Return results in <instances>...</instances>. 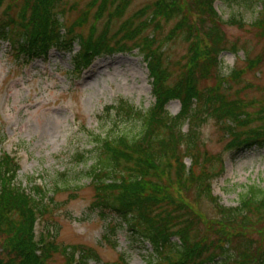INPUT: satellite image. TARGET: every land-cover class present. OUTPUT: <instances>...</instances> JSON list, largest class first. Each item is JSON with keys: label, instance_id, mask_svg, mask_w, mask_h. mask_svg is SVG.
Returning a JSON list of instances; mask_svg holds the SVG:
<instances>
[{"label": "trees", "instance_id": "trees-1", "mask_svg": "<svg viewBox=\"0 0 264 264\" xmlns=\"http://www.w3.org/2000/svg\"><path fill=\"white\" fill-rule=\"evenodd\" d=\"M4 1L0 0V9ZM13 1H25V8L16 17L0 15V43H8L24 59L28 56L42 59V55L54 48L71 54L78 71L83 63L99 57L138 51L147 64L153 81V107L142 113L121 102L108 109L112 121L125 117L131 126L140 127L139 133L128 131L104 139L97 136L98 151L95 156H89L90 159L86 154L77 156L78 163H93L84 173L95 188L91 209L103 219L111 216L133 237L142 243H149L153 254L148 264H264V245L260 243L257 247V243L248 236L252 232L247 234L248 230L258 226H255L258 221L264 222V188L257 185L246 187L238 207L223 206L220 199L214 196L212 188L213 181L223 172V161L220 156L201 151L193 131L196 123L202 122L204 117H214L216 124L224 130L225 137L232 138L229 143L232 150L241 153L254 148L263 149L264 105L253 118L246 108L254 102L247 104L242 100L229 99L227 94L221 93L225 84L221 82L226 80L219 78L217 98L211 106L212 98L207 99L192 83L200 59L197 53L191 58L193 67L183 74L182 81L174 86L168 84L170 73L164 64L163 47L156 46L155 34L160 28L155 23L160 16L178 19L179 23L171 35L187 30L186 42L189 43L195 36L189 16L175 0L157 1L153 7L155 13L138 24L135 23L136 18L124 25L109 23L100 29L93 27L89 36L77 30L83 29L81 25L87 23V14L79 20L78 26H68L64 13L58 11L57 0ZM195 1L197 12L212 24L210 36L213 47L208 52V62L215 65L217 54L226 51L222 28L230 24L242 25L241 21L233 18L224 22L214 9L218 1L257 13L252 27L258 31V36L264 38V0ZM127 2L113 4V7L116 5L113 11L119 12L116 16H122L129 5ZM107 3H103L97 22L110 14L108 9L105 11ZM259 6L261 10L256 12ZM151 23L156 31L145 36L144 32L153 28L148 26ZM75 45H79V52L74 54ZM251 62L254 64V61ZM252 63L250 67H255ZM207 65H199L202 75L209 72ZM174 100L181 103V112L175 117L167 110ZM185 125L190 130L186 134L182 132ZM186 160L190 161V167L185 164ZM20 170L17 159L5 154L0 158V236H7L4 250L16 254V257L13 255L8 259L0 257V264H44L54 246L50 248L41 243L40 247L35 243L34 224L38 218L45 216L50 192L36 185L33 188L23 187L18 182ZM84 176L76 174L73 178L65 175L56 178L53 195L70 189L74 183L79 184ZM164 177L169 184L164 182ZM201 202L210 204L217 216V220L210 223V231L217 240L210 244L211 237H203L201 218L193 206ZM260 233H264V224ZM93 254L83 257L81 264L95 258L96 255L91 257Z\"/></svg>", "mask_w": 264, "mask_h": 264}, {"label": "rangeland", "instance_id": "rangeland-1", "mask_svg": "<svg viewBox=\"0 0 264 264\" xmlns=\"http://www.w3.org/2000/svg\"><path fill=\"white\" fill-rule=\"evenodd\" d=\"M105 1L108 2L105 11L108 9L110 14L97 22ZM119 1L124 0H57V4L68 26H78L79 20L87 14V23L77 30L89 36L93 27L100 29L109 23L124 25L136 18L138 24L155 13L153 7L161 0H128L129 5L121 17L116 16L119 12L113 11L116 9L113 4ZM175 2L189 16L195 36L191 43L186 42L187 30L172 36L178 19L160 16L155 23L160 28L155 34L156 46L163 47L164 64L170 73L168 84L174 86L184 78L183 74L193 67L190 64L192 56L197 53L200 59L198 67L194 68L192 82L197 91L209 100L212 98L210 105L214 106L220 83L217 79L225 78L226 82H221L225 83L221 93L231 100L254 102L246 111L255 118L264 105V38L252 27L258 14L236 4L215 3V11L224 22L233 18L242 25L230 24L222 28L226 51L217 54L218 62L214 65L206 60L213 47L211 22L197 12L195 0ZM24 8L25 1L5 0L0 15L16 17ZM255 10L259 12L261 7ZM148 26L153 28L144 32L145 36L156 31L153 24ZM78 52L79 45H75L74 54ZM41 57L39 60L31 56L24 59L8 43H0V158L5 154L18 160L21 168L18 182L23 187L36 185L50 192L45 216L38 218L34 226L35 243L40 247L41 243L50 248L54 246L44 264H81L82 258L92 252L91 257H96L86 264H148L153 254L149 243L133 237L111 216L103 219L91 209L95 188L84 173L93 163L77 161L80 154L88 158L95 156L97 136L104 139L128 131L139 133L140 127L131 126L124 116V119L112 121L108 109L124 102L146 113L155 104L153 81L143 55L138 51L107 55L83 63L78 71L69 53L53 48ZM205 63L209 72L202 75L199 65ZM251 63L255 67H250ZM232 75L236 76L231 78ZM167 110L175 117L181 112V103L174 100ZM196 125L193 131L200 150L220 156L223 161V172L213 181L212 187L214 196L223 206L238 207L246 187L264 188V148L237 153L229 145L232 138L225 137L214 117H204ZM188 130L185 125L182 132L186 134ZM185 164L190 167L189 160ZM76 174L84 176L79 184L74 183L70 189L53 195L56 178H63V175L73 178ZM163 180L169 184L166 177ZM193 206L201 218L203 237H211L208 244L216 241L217 237L210 231V223L217 220L215 210L207 202ZM263 224L258 221L255 229L247 231V234L252 232L248 236L257 247L260 243L264 245V233H260ZM6 242L7 236H0V257H16L14 252L4 250Z\"/></svg>", "mask_w": 264, "mask_h": 264}]
</instances>
